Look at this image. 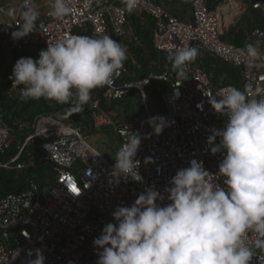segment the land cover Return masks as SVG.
<instances>
[{
    "label": "built area",
    "instance_id": "2783aa9c",
    "mask_svg": "<svg viewBox=\"0 0 264 264\" xmlns=\"http://www.w3.org/2000/svg\"><path fill=\"white\" fill-rule=\"evenodd\" d=\"M4 1L0 0V13L8 6ZM245 1L264 21V0ZM231 2L222 0L221 4L209 8L207 0H192L191 20L188 22L176 19L150 0H140L132 13L139 19L143 15L151 17L153 46L168 59L177 48L195 47L237 68L242 91L257 98L256 90L264 89V50L257 51L258 56L249 61L246 50L224 44L219 39L223 32L221 16L224 7L233 5ZM241 5L230 9L236 14ZM28 6L35 7L39 17L34 32L13 42L18 51L35 46L39 54L48 42L76 35L74 30L85 25L90 26L94 36L112 34L120 37L126 32V9L121 0H92L87 8L83 6V0H71L74 11L63 18L49 15L50 0H16L13 17L0 21L3 45L7 44L6 36L17 30L21 14ZM251 37L264 45V30L253 29ZM12 70L4 83L8 91L21 95L23 86H13L9 78ZM126 73L124 64L111 82L104 85L102 98L120 99L134 91L144 118L141 125L121 122L116 115L101 111L95 97L89 103L93 127H111L119 140L117 151L132 133L140 135L141 143L135 158L139 161L141 181L121 178L118 183L113 182L111 173L117 151L113 157L107 158L86 141V129L83 132L79 125L53 114L35 118L31 132L25 135L16 153L3 160L13 135L0 116V168H29L31 160L20 161V156L26 147H31L28 155L36 154L54 174L53 180L43 186L29 180L22 191L0 197V264H28L29 260L36 258V250L45 257L44 264H96L98 257L93 241L99 237L105 224L114 223L112 212L115 208L131 206L149 186H155L163 193L177 170L189 167L193 160L202 163L204 169L212 173L208 176L209 181L223 186L224 178L215 174L223 155L211 154L207 138L211 129H222L228 118L212 109L209 98H219L218 91L232 85L214 86L211 76L197 66L196 59L185 65L184 76L178 75L177 71H164L136 81H122ZM154 79L168 85L160 94L164 112L158 115L165 118L168 126L159 135L154 134L148 123L151 98L146 88ZM73 187L80 190L79 195L69 191V188L73 191ZM167 203L165 199L161 206ZM256 239L253 233L246 236L253 252L250 264H264V247L257 246Z\"/></svg>",
    "mask_w": 264,
    "mask_h": 264
},
{
    "label": "clouds",
    "instance_id": "9594fccd",
    "mask_svg": "<svg viewBox=\"0 0 264 264\" xmlns=\"http://www.w3.org/2000/svg\"><path fill=\"white\" fill-rule=\"evenodd\" d=\"M139 2L121 0L129 13ZM91 3L83 0L86 8ZM73 11L71 0H50L49 15L54 18ZM21 17L12 33L14 41L35 31L39 12L28 6ZM197 55L195 47L177 48L169 59L178 75L184 76L185 65ZM246 56L249 61L258 56L253 45L247 46ZM126 59V48L111 36L69 35L48 42L38 59L19 58L9 78L13 86H23L22 100L65 104L74 97L73 110L82 111L92 91L110 83ZM217 96L209 103L228 119L222 129H211L207 143L211 154L223 155L215 173L224 178L223 186L209 181L212 173L193 160L189 167L177 170L163 193L147 187L131 206H117L112 212L114 223L105 224L94 239L96 264H250L248 233L255 234L256 245L264 247V89L258 88L253 98L227 86ZM148 123L156 135L168 126L161 116L149 118ZM140 143V135L132 133L121 145L111 173L113 182L141 181L135 158ZM69 191L80 194V190ZM165 199L168 203L161 206ZM35 257L28 264H44L39 250Z\"/></svg>",
    "mask_w": 264,
    "mask_h": 264
},
{
    "label": "trees",
    "instance_id": "16d2710c",
    "mask_svg": "<svg viewBox=\"0 0 264 264\" xmlns=\"http://www.w3.org/2000/svg\"><path fill=\"white\" fill-rule=\"evenodd\" d=\"M154 4L163 8L167 13L176 19L184 22L191 20L192 0H150ZM244 10L236 15L227 28L219 35L222 43L233 45L242 49H247L248 45H255L257 41L251 37V31L255 28L264 30V21L257 10L251 9L245 0H241ZM220 0H207L208 7L213 8ZM126 32L117 37L112 34L114 40L120 42L126 48L127 59L124 61L127 73L122 77V81H136L148 75L156 76L161 72H175L172 62L165 54L157 51L152 42L153 20L148 15H143L139 19L132 12L126 10ZM76 35H88L93 37L89 25L80 29H75ZM10 48L5 54L0 52V116L2 122L11 130L13 138L9 147L2 157L3 160L12 157L26 134L31 132V126L35 118L40 115L54 114L59 119L72 124H77L81 129H86L87 133H103L109 138L111 153L107 158L113 157L116 153L119 140L109 126L93 127L92 109L90 103L83 105L82 111H74L75 98L65 104H58L49 100H22L21 95L14 91H8L4 83L6 75L13 69L16 61L21 57H31L38 59V52L35 47H26L21 51L13 47L14 40H8ZM259 47L264 50V45L258 42ZM3 46L0 38V49ZM8 58V59H7ZM197 66L207 72L214 86L232 85L242 91V82L237 68L224 63L211 55L198 51L196 57ZM168 85L159 80H151L146 93L151 98L150 114L157 117L164 112V104L160 94L167 89ZM104 86L92 91L91 98L98 99L99 109L105 113L113 114L121 112V116H116L121 122L141 125L144 122L141 105L138 95L134 91L122 96L120 99L106 100L102 98ZM31 147H26L20 156V161L31 160L33 165L22 170L0 168V197L10 193L22 191L29 180H33L39 186L51 182L54 178L53 172L39 161L37 155H28Z\"/></svg>",
    "mask_w": 264,
    "mask_h": 264
},
{
    "label": "rangeland",
    "instance_id": "374dc122",
    "mask_svg": "<svg viewBox=\"0 0 264 264\" xmlns=\"http://www.w3.org/2000/svg\"><path fill=\"white\" fill-rule=\"evenodd\" d=\"M4 3H7L8 6L4 9L3 13H0V21L5 19H11L13 17V10L16 6L15 0H6ZM10 12H13V14H9ZM255 46V45H254ZM10 48V45H3L0 49L1 54H6ZM118 115H121L120 113H117ZM113 115H116L113 113ZM84 137L86 141L93 147H95L99 152H101L103 155L107 156V154L111 153L112 149L110 148V142L109 138L106 134L103 133H87L85 132ZM18 264V263H17Z\"/></svg>",
    "mask_w": 264,
    "mask_h": 264
},
{
    "label": "crops",
    "instance_id": "0c3cea01",
    "mask_svg": "<svg viewBox=\"0 0 264 264\" xmlns=\"http://www.w3.org/2000/svg\"><path fill=\"white\" fill-rule=\"evenodd\" d=\"M16 1V0H15ZM152 2V1H151ZM222 3V0H220V2L218 3V4H221ZM233 5H231V6H228V7H224V11H223V13H222V16H221V29H222V31H224L226 28H227V26L231 23V21L233 20V18L236 16V15H239L241 12H243V10H244V5H243V2L241 1V0H235V1H233L232 0V2H231ZM234 3H237V5H235ZM218 4H216V5H218ZM242 4V5H241ZM238 5H241L242 6V8H240L239 9V11L236 13V14H234L233 13V10L232 9H230V8H232V7H235V6H238ZM214 7V6H213ZM234 14V15H233ZM10 37H12V35H9V36H6V40H8ZM0 38L3 40V35L0 33ZM256 40V39H255ZM257 41V43H255V48H256V50L257 51H263V49H261V47H259V45H258V42H260V41H258V40H256ZM8 45V42H7V44H6V46ZM30 47H35V46H30ZM36 48V47H35ZM36 50H38L37 48H36ZM245 50V49H244ZM247 50V49H246ZM213 57V56H212ZM8 59V58H7ZM233 67V66H232ZM235 68V67H234ZM239 71V70H238ZM118 113H120L121 114V112H118ZM54 115V114H53ZM116 116H118V117H120L121 115H118L117 113H116ZM120 119V118H119ZM83 132H84V129H81ZM115 155V154H114ZM28 162V161H27ZM32 165H33V163H32ZM31 165V166H32ZM30 166V167H31Z\"/></svg>",
    "mask_w": 264,
    "mask_h": 264
},
{
    "label": "snow or ice",
    "instance_id": "6c2138e0",
    "mask_svg": "<svg viewBox=\"0 0 264 264\" xmlns=\"http://www.w3.org/2000/svg\"><path fill=\"white\" fill-rule=\"evenodd\" d=\"M73 191H76V188L75 187H73Z\"/></svg>",
    "mask_w": 264,
    "mask_h": 264
},
{
    "label": "water",
    "instance_id": "95a60500",
    "mask_svg": "<svg viewBox=\"0 0 264 264\" xmlns=\"http://www.w3.org/2000/svg\"><path fill=\"white\" fill-rule=\"evenodd\" d=\"M85 130V129H84Z\"/></svg>",
    "mask_w": 264,
    "mask_h": 264
}]
</instances>
